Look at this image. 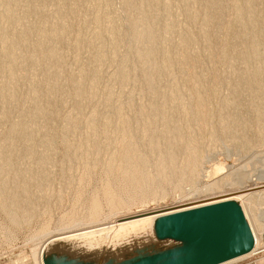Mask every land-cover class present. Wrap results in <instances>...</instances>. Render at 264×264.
<instances>
[{"label":"bare ground","instance_id":"1","mask_svg":"<svg viewBox=\"0 0 264 264\" xmlns=\"http://www.w3.org/2000/svg\"><path fill=\"white\" fill-rule=\"evenodd\" d=\"M263 144L264 0H0L5 217L17 227L51 217L52 201L71 191L55 226L88 224L42 240L39 264L52 239H111L157 214L231 197L255 243L218 264L263 252L264 175L204 166L218 146ZM223 186L233 191L94 224L103 201L112 212Z\"/></svg>","mask_w":264,"mask_h":264},{"label":"water","instance_id":"2","mask_svg":"<svg viewBox=\"0 0 264 264\" xmlns=\"http://www.w3.org/2000/svg\"><path fill=\"white\" fill-rule=\"evenodd\" d=\"M254 243L243 206L231 197L157 214L144 227L111 239L55 238L45 244L42 260L44 264H218L250 251Z\"/></svg>","mask_w":264,"mask_h":264},{"label":"rangeland","instance_id":"3","mask_svg":"<svg viewBox=\"0 0 264 264\" xmlns=\"http://www.w3.org/2000/svg\"><path fill=\"white\" fill-rule=\"evenodd\" d=\"M59 147H61V146H59ZM228 148H230V147H226L223 145L218 146L216 148H213L214 150L212 149L211 153L207 157L209 159H207V158L205 159L204 166H205L206 170L208 169V171L210 170L212 172V170H211L212 165L211 164L220 163L226 167L227 170L225 169V172H227V171L230 172L232 169H233L232 171H235V170H238V168L239 169L241 168L242 170L241 169L240 170L244 174H247L249 177H253V175H255V174L256 175L261 174L260 176L264 175V144L252 147L251 148L252 150H249V152H242L239 149H238L239 150L238 151L236 148H233V147L230 149H228ZM229 169H230V171H229ZM209 174L210 173H208V175ZM210 176H211V174L208 176L211 179ZM254 178H256V177L254 176ZM202 182H199V188L200 189L202 188V186H201ZM223 187H225V188H223ZM223 187H221L223 189H221V188L216 189V191L210 190L207 192L206 191L202 192L203 194L201 192H198V194L196 193L198 196H195L196 194L194 195L191 192H189L190 187H188L189 189H186L187 191L185 194L170 193L168 196H166L164 198H160V199H156V200H150V201H148L146 203H142V204L138 203V204L133 205L129 209L128 208H125V209L119 208L118 211L112 210V212H111V209L108 207V204L105 201H103L102 212L100 214L98 222L94 223V224H102V223L111 222L113 220L118 219L121 216H124L123 214L128 215V214H131L133 212L143 213V212L156 210V209L170 208V207H173L177 204L189 202V201L196 200V199L199 200V199H201V198L203 199L205 197L208 198V197L217 195L218 193L224 194L226 192L228 193V192L233 191L231 189V186L230 187L223 186ZM68 193H70V195L66 194L65 198H67V199L64 200L63 204L56 203V205L57 204L58 205L55 206L54 202L56 201L55 200L56 198H54L55 201H52V204L55 207L53 206V212L51 214V217H48V216L43 217L42 216V218L40 217L41 219L38 218V220L36 218V220H34L32 223H30L31 225L29 224L28 226L22 225V226L17 227L14 224H12V221L9 220V218H6V217H8V215L3 210V208L0 204V264H39L38 259H37V253H38V250L40 249V246L42 244V242H41L42 240H45L46 238L51 237L55 234H60L62 232H66V231L75 229L77 227V225H80V223H78L76 225H72L71 227H69L67 229L66 228L61 229V231H60V228L58 230V227H56L58 224L57 221L60 220L61 217H63L64 214L68 213L69 210H71V208H72V200L70 201V199H72L73 197H71V195H72L71 191L70 192L68 191ZM182 195H184V196H182ZM59 205H60V207H59ZM47 217H48V219H47ZM50 219L53 221H51ZM8 220H9V222H8ZM46 220H47V222L51 221V223L53 224V225H51L52 226L51 229L47 230L46 233L44 232V234L42 233V235H41L42 237L39 238L38 240L34 241V239H36L34 236L41 230L43 225L47 223ZM6 223H7V225H6ZM4 224H5V226H4ZM87 225H85V226H87ZM90 225H92V224H90ZM85 226L80 225L77 228H81V227H85ZM39 227H40V229H39ZM72 227H74V228H72ZM5 231H6V233H5ZM263 235H264V233H263ZM263 239H264V236H263ZM263 243H264V241H263ZM235 264H264V251L259 252V253L254 254V255H251L250 257H247L244 260L239 261L238 263H235Z\"/></svg>","mask_w":264,"mask_h":264},{"label":"built area","instance_id":"4","mask_svg":"<svg viewBox=\"0 0 264 264\" xmlns=\"http://www.w3.org/2000/svg\"><path fill=\"white\" fill-rule=\"evenodd\" d=\"M264 248V247H263Z\"/></svg>","mask_w":264,"mask_h":264}]
</instances>
